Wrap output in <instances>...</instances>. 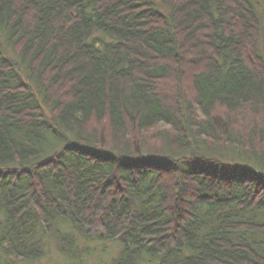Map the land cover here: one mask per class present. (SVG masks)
Masks as SVG:
<instances>
[{
    "label": "trees",
    "instance_id": "16d2710c",
    "mask_svg": "<svg viewBox=\"0 0 264 264\" xmlns=\"http://www.w3.org/2000/svg\"><path fill=\"white\" fill-rule=\"evenodd\" d=\"M259 6L0 0V264H264Z\"/></svg>",
    "mask_w": 264,
    "mask_h": 264
},
{
    "label": "rangeland",
    "instance_id": "374dc122",
    "mask_svg": "<svg viewBox=\"0 0 264 264\" xmlns=\"http://www.w3.org/2000/svg\"><path fill=\"white\" fill-rule=\"evenodd\" d=\"M261 17H262V22L264 23V10L263 6H259ZM0 46H3V43L0 39ZM6 50V51H5ZM3 53H7V55H12V51H7V49L4 48L2 51ZM11 52V54H10ZM108 245V244H107ZM104 248L103 251H100V246L98 245H91L89 248L94 249L95 251H92V255H86L83 251L82 252H77V256L75 257L78 258L76 261H70L68 262L67 259L66 261L63 260L61 257V253H58L53 247L48 249L46 252V257L43 258L40 261L33 262L31 264H111V261L116 257V249L114 246H107ZM77 250H80L82 248V245L79 244L77 246ZM108 247V248H107ZM107 251V252H105ZM94 252V253H93ZM78 253H80L78 255ZM65 259V257H64ZM19 264V263H18ZM23 264V263H20Z\"/></svg>",
    "mask_w": 264,
    "mask_h": 264
}]
</instances>
